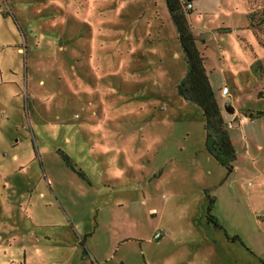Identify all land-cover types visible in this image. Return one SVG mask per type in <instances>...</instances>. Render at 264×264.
I'll use <instances>...</instances> for the list:
<instances>
[{
  "label": "rangeland",
  "instance_id": "374dc122",
  "mask_svg": "<svg viewBox=\"0 0 264 264\" xmlns=\"http://www.w3.org/2000/svg\"><path fill=\"white\" fill-rule=\"evenodd\" d=\"M182 1L228 120L246 117L232 173L179 94L166 0H0V264H264V0Z\"/></svg>",
  "mask_w": 264,
  "mask_h": 264
},
{
  "label": "trees",
  "instance_id": "16d2710c",
  "mask_svg": "<svg viewBox=\"0 0 264 264\" xmlns=\"http://www.w3.org/2000/svg\"><path fill=\"white\" fill-rule=\"evenodd\" d=\"M171 16L178 28L182 47L186 56L188 72L179 85V94L186 101L198 105L204 112L206 119L207 141L206 148L208 152L224 167L229 173L234 171V162L236 161V148L230 137V130L235 129V123L240 124L243 118H234L228 120L225 114V106L220 102V98L214 91L210 76L206 68V59L198 51L196 38L193 35L192 28L188 22L186 6L182 0H166ZM255 10L248 15L249 29L255 35L260 45L264 47V3L254 6ZM192 11V10H191ZM190 12V11H188ZM261 61L255 64L262 71ZM225 110V112H224ZM263 116V113H253L250 120L255 121ZM229 122L233 127H229ZM213 201H210L208 208L209 220L216 227H220L215 218L211 215Z\"/></svg>",
  "mask_w": 264,
  "mask_h": 264
},
{
  "label": "crops",
  "instance_id": "0c3cea01",
  "mask_svg": "<svg viewBox=\"0 0 264 264\" xmlns=\"http://www.w3.org/2000/svg\"><path fill=\"white\" fill-rule=\"evenodd\" d=\"M225 96H223V95H221V99H223ZM235 110V109H234ZM238 112V111H237ZM52 186V185H51ZM53 190V189H52ZM53 192V195H54V197H55V199H56V202H58L59 200L61 201V199L59 198V195L57 194V192L55 191V190H53L52 191ZM43 195H45L44 193H43ZM62 202V201H61ZM63 203V202H62ZM62 203H59V205L62 207ZM64 203H66V202H64ZM69 206V205H68ZM63 210L65 211V213H66V209H64L63 208ZM34 235V233H31V236H33ZM91 236V235H90ZM156 236V235H155ZM162 237V236H161ZM156 238V237H155ZM161 239V238H160ZM157 240H159V239H157ZM82 242V243H81ZM84 239L81 241V239H80V243L82 244V245H84ZM91 264H98V262L96 261V259H94L93 258V256L91 255ZM122 264H125L124 262H122Z\"/></svg>",
  "mask_w": 264,
  "mask_h": 264
},
{
  "label": "built area",
  "instance_id": "2783aa9c",
  "mask_svg": "<svg viewBox=\"0 0 264 264\" xmlns=\"http://www.w3.org/2000/svg\"><path fill=\"white\" fill-rule=\"evenodd\" d=\"M184 5L186 6V10L187 11H191L193 9V6L190 2H184ZM224 93H227V90L224 91ZM245 123V119H241L240 120V124H244ZM229 127L232 128L233 127V123L232 122H229ZM161 234L160 233H157L156 234V239H160L161 238Z\"/></svg>",
  "mask_w": 264,
  "mask_h": 264
},
{
  "label": "water",
  "instance_id": "95a60500",
  "mask_svg": "<svg viewBox=\"0 0 264 264\" xmlns=\"http://www.w3.org/2000/svg\"><path fill=\"white\" fill-rule=\"evenodd\" d=\"M225 110H226V112H227L228 114H233V113H234V110H231V109H230V106H229L228 104L225 106Z\"/></svg>",
  "mask_w": 264,
  "mask_h": 264
}]
</instances>
